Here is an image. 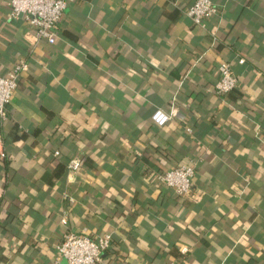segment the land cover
Here are the masks:
<instances>
[{
  "label": "crops",
  "instance_id": "1",
  "mask_svg": "<svg viewBox=\"0 0 264 264\" xmlns=\"http://www.w3.org/2000/svg\"><path fill=\"white\" fill-rule=\"evenodd\" d=\"M212 1L203 28L195 0H74L50 43L0 0V76L28 63L0 115V264H55L68 232L112 234L99 264H264V0ZM188 164L189 194L156 181Z\"/></svg>",
  "mask_w": 264,
  "mask_h": 264
},
{
  "label": "built area",
  "instance_id": "2",
  "mask_svg": "<svg viewBox=\"0 0 264 264\" xmlns=\"http://www.w3.org/2000/svg\"><path fill=\"white\" fill-rule=\"evenodd\" d=\"M74 0H10L11 19L24 18L36 30L37 37L55 43L58 39V26L65 10ZM218 7L212 0H195L190 5L186 14L195 25L205 28L207 20L217 13ZM28 69V63L20 61L6 75L0 76V115L6 116L7 106L11 102L19 87L21 74ZM238 85V78L228 61H223L218 66V80L216 92L227 94ZM174 116V110L166 111L158 108L152 114V120L159 126L168 123ZM56 154H59L57 151ZM81 160L73 158L69 162L71 171L80 168ZM196 165L188 164L169 168L159 173L156 181L173 188L180 196H185L192 191L193 177ZM67 223V218L62 219ZM112 234H104L98 238L68 232L57 245L58 255L55 264H61V258L66 259V264H99L103 253L112 245ZM162 264H179L177 261H168Z\"/></svg>",
  "mask_w": 264,
  "mask_h": 264
}]
</instances>
